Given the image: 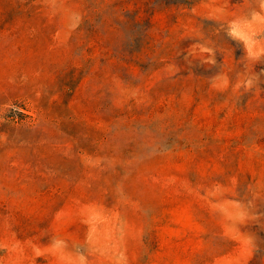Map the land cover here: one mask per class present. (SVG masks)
<instances>
[{"label": "rangeland", "instance_id": "1", "mask_svg": "<svg viewBox=\"0 0 264 264\" xmlns=\"http://www.w3.org/2000/svg\"><path fill=\"white\" fill-rule=\"evenodd\" d=\"M0 264H264V0H0Z\"/></svg>", "mask_w": 264, "mask_h": 264}]
</instances>
